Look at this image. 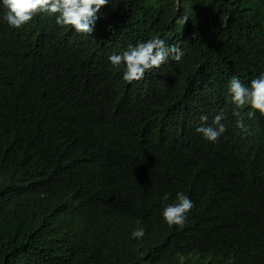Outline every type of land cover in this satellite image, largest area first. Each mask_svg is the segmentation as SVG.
Segmentation results:
<instances>
[{"label": "trees", "instance_id": "1", "mask_svg": "<svg viewBox=\"0 0 264 264\" xmlns=\"http://www.w3.org/2000/svg\"><path fill=\"white\" fill-rule=\"evenodd\" d=\"M153 36L182 60L125 82L109 56ZM261 73L264 0H109L91 35L0 19V264H264V115L242 135L227 95ZM179 191L183 228L161 216Z\"/></svg>", "mask_w": 264, "mask_h": 264}, {"label": "clouds", "instance_id": "2", "mask_svg": "<svg viewBox=\"0 0 264 264\" xmlns=\"http://www.w3.org/2000/svg\"><path fill=\"white\" fill-rule=\"evenodd\" d=\"M109 0H0V6L4 12L0 19L12 29H21L32 21L39 13H46L54 17L55 24L61 28L71 26L77 33L91 35L94 31L97 13L107 5ZM190 20L185 13L177 18V25L183 27ZM184 56L183 50L177 45H169L159 36L141 41L136 44H128L127 49L119 54L109 56V62L113 68H124L122 79L127 83L143 80L145 73L160 68L169 58L180 62ZM227 95L234 105L232 115L236 117V127L242 135L250 134L249 127L244 123L241 109L246 106L258 110L264 115V73L252 79L249 84L233 76L227 85ZM254 114V113H253ZM201 126L196 131L211 143L218 142L219 138L227 131L225 115L221 111L216 114L211 124H207L208 116L201 115ZM163 200H168L165 193ZM194 208L193 201L183 191L175 195V201L163 207L161 216L168 226L183 228L189 212ZM138 226L131 232V238L142 240L145 236V228Z\"/></svg>", "mask_w": 264, "mask_h": 264}]
</instances>
